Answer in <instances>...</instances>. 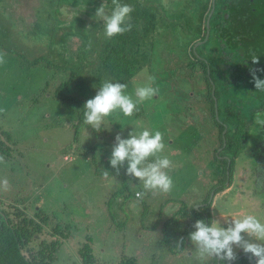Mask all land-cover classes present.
<instances>
[{
  "label": "rangeland",
  "instance_id": "rangeland-1",
  "mask_svg": "<svg viewBox=\"0 0 264 264\" xmlns=\"http://www.w3.org/2000/svg\"><path fill=\"white\" fill-rule=\"evenodd\" d=\"M142 1L152 6L156 16L151 63L125 84L128 93L135 98V87L143 86L148 76H154L153 86L159 88V93L153 100L139 105L138 112L132 117H125L122 113L111 117L101 131L96 132L84 125V110L78 101L72 105L77 104L79 108H74L47 97L61 80L69 77L71 71L67 66L69 59L64 61L62 50L49 41L65 34L60 33L63 27L59 20L74 22L76 15L80 14V9L76 11L80 6L62 4L59 19L55 15L49 19L45 9L40 8L45 7L43 2L38 7L37 0H0V51L6 53V63L0 65V129L9 131L15 140L11 144L14 151L8 161L9 170L5 169L11 171L12 190L0 189V194L8 200L24 197L31 205L30 210L41 208L61 225V229L67 221L70 222V233L59 251L60 264H71L72 261L80 264L72 246L76 239L83 241L87 236L96 247L95 255L102 262L107 261L106 264H115L121 255L134 258L136 264H214L211 259L201 260L188 239L194 231L192 225L200 220L199 213L193 215L188 229V217L194 213L191 207L202 210L206 188L212 181L207 173L223 178L220 168L224 160L218 154L222 148L217 146L218 128L213 123V113L204 103L206 96L201 95L204 84L194 66L195 61L189 56L214 54L224 61L223 67L233 72L235 69L229 66H236L235 59L215 44L213 36L207 40L198 39L210 0ZM121 3L130 5L129 0H121ZM48 27L56 28L54 34H49ZM63 30L67 31V28ZM70 42L74 48L77 36L72 35ZM190 46L192 52L187 53ZM39 56L49 57L50 64L31 63ZM208 61L216 71L217 63L214 65L209 58ZM51 62H55L56 67L65 64L69 71L59 73ZM46 82H49L46 92L38 100L31 98V89L41 92L38 89ZM241 94V91L235 94L239 100ZM225 110L234 113L237 107L227 105ZM217 116L218 120L225 117L220 111ZM252 122L255 123V119ZM251 124L242 129L247 140L240 138L243 143L239 146H245L242 156L245 158L236 163L234 182L224 188L225 193L220 199L214 200L217 204L211 208L212 218L230 219L237 214H255L264 218V198L252 188L255 171L252 153L256 143L251 134L262 136L263 128L258 131ZM142 128L163 133L164 155L176 164L169 173L174 188L169 193L149 192L143 198L136 196V189L135 198L129 197L126 207H117L121 192L124 189L122 194L133 192L134 185L138 186L139 182L126 176L125 169L116 175L110 167L115 136L122 132V138H128L133 129L139 131ZM78 149L85 153L75 155L74 151ZM103 171L109 172V176L105 177ZM0 176L5 178L4 169H0ZM181 177L189 179L184 181ZM124 179L127 188L122 185ZM212 193L210 189L207 202H210ZM111 197L108 206L106 201ZM177 210L185 215V219ZM174 212L178 218L175 236L171 237L172 244L165 245L160 241L161 230L152 232L148 228L149 222L157 216L169 218ZM159 227L160 224L157 229ZM181 238L183 244L178 248ZM238 250L241 249L235 250L237 259H243L246 254ZM69 256L72 259L68 262Z\"/></svg>",
  "mask_w": 264,
  "mask_h": 264
},
{
  "label": "trees",
  "instance_id": "trees-1",
  "mask_svg": "<svg viewBox=\"0 0 264 264\" xmlns=\"http://www.w3.org/2000/svg\"><path fill=\"white\" fill-rule=\"evenodd\" d=\"M102 1L103 0H37V2H39V5L38 3L36 4L38 7H40L43 2L45 7L40 8L45 9V15H47L48 18L54 15L56 17L58 15L60 16V6L62 4L73 3L80 6V8L76 9V11L80 9V14L76 15L74 22L71 23V21L59 20L61 27H63L60 33L65 34L60 36L61 38L58 37L49 41V44H56L62 50L64 61L69 59V65L67 66L71 68V71L67 69L65 64L56 67L54 66L55 62H51L53 67L60 70L59 73L69 71V77L65 80H61L55 90L48 93L47 97L57 99L68 105H72L73 102L78 101L77 104L84 107L86 99L95 97L97 89L104 80L108 79L113 82L125 84L140 70L151 63L149 60L153 49V33L156 28V16L152 6L142 0H129L130 5L134 9L131 14L132 30L122 36L109 40L104 35L102 22L95 18V12L102 5ZM106 3L108 6L106 11L110 12L113 7L111 0H106ZM91 19L94 20L90 21ZM52 20H55V18ZM64 28H67V31L63 30ZM70 28L73 30H68ZM55 30L56 28L54 27H48L49 34H54ZM72 35H76L78 38L77 45L74 48L71 46L72 44L70 42ZM195 61L197 62L194 65L196 67L201 63L202 74L206 79H216L217 71H215L213 67L207 70L205 62L199 60ZM40 62L50 64V58L39 56L31 60L33 64ZM196 67H193V69H197ZM226 80L227 75L225 77L222 76L219 82L220 85L218 84V80L214 84L216 87H222L223 90H226V84L229 83V81ZM48 84L49 82H46L38 89L42 90L41 92L37 91L35 88L31 89L30 97H35V99L38 100V98L46 92V86H48ZM252 86L254 87L253 82ZM228 88H230V86H228ZM216 94L217 93H215V95ZM228 96L232 97L235 102L238 101L234 95ZM241 97H243L242 94ZM77 104L72 106H74V108H79ZM238 104L239 105L236 106L237 110L233 114L225 110L226 106L218 110L225 116L224 118L219 117V120L222 121L224 125L214 117V112H212L213 123L218 126L217 146L222 148L218 154L227 156V158H222L224 160L221 162L220 170L223 174V178H217L207 173V176L212 177V181L208 183V187L206 188L207 192L203 202L204 206L201 211L191 207L194 213L188 217V229L192 224L193 215L197 213L200 214V220H204L205 222L213 219L211 208L217 204L214 200L220 199L221 195H223V189L234 182L233 175L235 174L236 163L238 160L245 158L242 157L244 156L243 150L245 146L240 147L239 144L243 143V140L240 139L241 137L247 140V134L244 135L242 129L252 120V115L249 114L251 104L244 102L242 99L241 101L239 100ZM75 114H78V112ZM79 118L82 119V117ZM244 118H247V120L245 121ZM251 125L253 126V124ZM224 128H226L224 133L226 142L223 144L222 131ZM253 135L255 136L256 144L252 153V162L255 170L252 174V188L256 194H260L264 198V135L261 136L254 133ZM12 142H15V140L11 138L9 131L0 129V155H3L7 161L6 164L0 165V169H4L6 174L5 178L8 179L11 185L13 184L11 171H5V169L9 170L8 161H10L12 152L14 151L11 146ZM213 150L216 151V147H214ZM214 151L213 153H215ZM82 152L85 153V151H81L80 149H78L77 152L74 151L75 155H80ZM173 164L175 169L176 164ZM226 172L229 173L228 176H226ZM188 179L189 178L181 177V180L184 181ZM122 185L127 188L125 179ZM133 188V192H125L122 194L125 189L121 192V198H119V200L116 198L117 207L122 205L126 207V201L130 200L129 197L135 198V190L138 189V191H140V189H142V187L139 185L137 186V184H135ZM210 189L213 193L210 202H207ZM111 202L112 197L108 202L106 201L108 206H110L109 204ZM30 206L29 201L24 197L8 200L3 198L0 194V264H60L59 251L70 233V222L67 221L61 229V225L55 222V219L53 217L51 218V216L41 208L38 207L37 209L33 208L30 210ZM145 211L143 213H145ZM176 212L182 219H185V215L180 211L177 210ZM176 212L170 215L169 218H160V216H157V218L154 217L153 220L149 222L150 226L148 228L152 232L161 230L160 241L165 245L172 244L171 237L175 236L174 230L177 227L178 221ZM159 224L160 227L157 229ZM84 238L86 239L83 241L79 238L76 239L75 244L72 246L78 254L79 263L106 264L107 261L102 262V260L95 255L96 247L94 245L92 246L93 242L91 238L88 236ZM62 257L64 258L63 254ZM247 257L248 256L245 255L243 259L239 258L240 262H238L239 259H236L232 264H254V262L250 261ZM71 259V256L67 257L68 262L71 261ZM71 264L77 263L72 261ZM115 264H136V262L135 259L130 256L121 255ZM216 264H219V262H216Z\"/></svg>",
  "mask_w": 264,
  "mask_h": 264
},
{
  "label": "clouds",
  "instance_id": "clouds-1",
  "mask_svg": "<svg viewBox=\"0 0 264 264\" xmlns=\"http://www.w3.org/2000/svg\"><path fill=\"white\" fill-rule=\"evenodd\" d=\"M112 9L106 11L107 3L96 10L95 18L102 22L104 35L111 40L132 30L133 7L122 4L121 0H111ZM6 53L0 51V65L6 63ZM251 63L259 64V56L252 54ZM254 87L259 93H264V79L257 76V72L264 74V68L249 69ZM154 76H148L143 86H137L133 94H129L128 85L111 80H104L96 91L94 98L86 101L83 107V123L90 129L100 132L109 118L123 114L132 117L138 112V106L146 101L153 100L159 93L154 87ZM255 123L264 128V112L256 114ZM166 144L163 133L159 130L151 131L148 128L132 130L128 138H122V132L115 136L114 145L109 160L110 167L116 175L125 169V175L137 180L143 192L138 191L136 196L143 198L146 193H169L174 188V181L170 171L174 169L173 162L164 155ZM7 161L0 155V165ZM105 177L109 172L103 171ZM7 178H0V189L9 190ZM226 225V227L224 226ZM188 239L194 246L201 260L211 259L219 264H232L237 259L236 249H241L254 264H264V218L255 214H237L234 218H213L205 222L197 220L193 225ZM183 238L177 243L180 248ZM240 251V250H238Z\"/></svg>",
  "mask_w": 264,
  "mask_h": 264
},
{
  "label": "flooded vegetation",
  "instance_id": "flooded-vegetation-1",
  "mask_svg": "<svg viewBox=\"0 0 264 264\" xmlns=\"http://www.w3.org/2000/svg\"><path fill=\"white\" fill-rule=\"evenodd\" d=\"M208 12H211L210 15ZM206 14L203 16V18H205V16L206 18L203 20V30L198 39L201 41L206 38L207 40L210 36H213L215 44H219L224 51L227 50L225 52L226 55L229 57L232 56L233 59H235L234 64H236V66H229L230 68H234L235 72H233L232 69L228 70V68L222 66L224 61H221V58H218L214 54L200 57L198 56L200 54L197 53V55L189 56L194 61H206L205 67L207 70L211 67L208 58L214 65L217 63L216 79H209L212 85L209 84L208 79L202 74L201 63L197 67L200 74L199 77H201V81L204 84V90L201 91V95L206 96L204 103L208 111L210 113L214 112L215 117L218 115V118V110L220 108L227 105H239V98L235 94L241 91L243 96L241 99H245L244 102L251 104L249 114L252 115V120L249 122L259 131L262 128H259V126L255 125L252 121L256 118L258 112H264V93L257 92L252 86V76L249 69L264 68V0H210L209 9ZM192 45L191 43V46ZM191 46L187 49V53L192 52V49H190ZM240 48L243 49L241 50ZM251 52L259 56V64L253 65L251 63ZM195 63L197 62L195 61ZM226 75V81H229V83L226 84V90H223L222 87H216L214 83L218 80L219 84L222 76L225 77ZM257 75L259 78L264 79V74L257 72ZM228 86H230V88H228ZM215 93L217 94L215 95ZM228 95H234L238 101L235 102L232 97ZM230 112L233 113L232 111ZM245 119L247 120V118ZM220 122L224 125L222 121ZM225 130L226 128L223 129L224 132H222V136ZM261 131L262 135H264V128ZM221 156H223L222 158H227L226 155ZM228 175L229 173H227V176ZM222 193H225L224 189Z\"/></svg>",
  "mask_w": 264,
  "mask_h": 264
},
{
  "label": "water",
  "instance_id": "water-1",
  "mask_svg": "<svg viewBox=\"0 0 264 264\" xmlns=\"http://www.w3.org/2000/svg\"><path fill=\"white\" fill-rule=\"evenodd\" d=\"M211 12H212V9H211ZM211 12H210V13H211ZM209 15H210V14H209Z\"/></svg>",
  "mask_w": 264,
  "mask_h": 264
}]
</instances>
